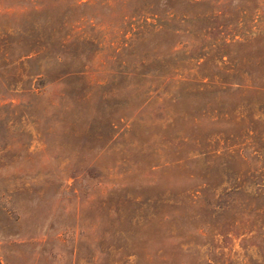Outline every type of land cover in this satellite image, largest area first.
<instances>
[{
    "label": "rangeland",
    "instance_id": "1",
    "mask_svg": "<svg viewBox=\"0 0 264 264\" xmlns=\"http://www.w3.org/2000/svg\"><path fill=\"white\" fill-rule=\"evenodd\" d=\"M0 264H264V0H0Z\"/></svg>",
    "mask_w": 264,
    "mask_h": 264
}]
</instances>
